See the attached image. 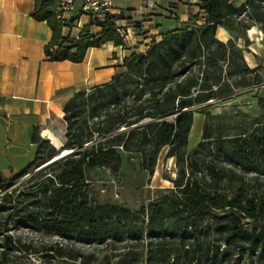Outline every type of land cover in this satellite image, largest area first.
<instances>
[{
  "label": "trees",
  "instance_id": "16d2710c",
  "mask_svg": "<svg viewBox=\"0 0 264 264\" xmlns=\"http://www.w3.org/2000/svg\"><path fill=\"white\" fill-rule=\"evenodd\" d=\"M54 3L34 0L32 12L50 28L48 59L81 62L91 47L123 44L112 14L98 36L88 26L77 38L62 36ZM199 8L203 24L192 16L125 58L109 81L75 91L62 107L59 148L34 129L32 160L7 177L0 171V264L31 254H38V264H96L98 255L73 242L118 250L103 255L109 264L114 258L123 264H264V187L250 184L242 172L264 176V123L228 137L213 136L205 124L201 140L187 150L192 107L264 83V66H248L235 41L251 25L264 36V0H202ZM218 26L231 37L219 40ZM171 113L173 120L163 119ZM163 148L175 159L176 176L152 201L133 210L93 199L88 170L115 173L123 152L153 175ZM62 151L70 153L35 171ZM20 230L55 240L36 247L12 232Z\"/></svg>",
  "mask_w": 264,
  "mask_h": 264
},
{
  "label": "crops",
  "instance_id": "0c3cea01",
  "mask_svg": "<svg viewBox=\"0 0 264 264\" xmlns=\"http://www.w3.org/2000/svg\"><path fill=\"white\" fill-rule=\"evenodd\" d=\"M147 1L112 0L110 14L118 16L115 22L127 32L123 44L106 41L89 48L81 62H72L52 61L45 55L51 31L45 21L32 16L34 0H0V171L5 177L32 160L34 129L50 143L56 137L61 144L65 130L62 107L75 91L109 81L123 70L125 58L144 52L151 41L161 40L163 33L186 26L192 16L198 15L196 24L204 23L199 8L202 0H150L151 6ZM232 1L239 5L243 0ZM65 17L69 20L67 26H62V36L68 38H77L84 26L89 27L91 35L98 36L105 19L98 16L93 22L76 12L66 13ZM253 31L264 38L258 25H251L237 39H245L244 46L259 57L249 47L253 45ZM216 37L226 41L231 35L218 26ZM253 53H243L250 67L257 65ZM260 60L264 66V55Z\"/></svg>",
  "mask_w": 264,
  "mask_h": 264
},
{
  "label": "rangeland",
  "instance_id": "374dc122",
  "mask_svg": "<svg viewBox=\"0 0 264 264\" xmlns=\"http://www.w3.org/2000/svg\"><path fill=\"white\" fill-rule=\"evenodd\" d=\"M126 32V31H125ZM249 38V37H248ZM253 45H249L259 57L244 46L243 38L235 41L240 44L242 52L254 54L253 60L257 62L256 67H261V56L264 55V38L260 37L256 31L250 35ZM250 65L251 63L248 62ZM260 72V69H259ZM194 110V122L190 134L188 136V152L192 151L195 144L201 140L202 128L205 124L212 127L213 136H233L243 132H248L256 126L264 123V83L250 87H238L228 95L221 98L213 99L208 102L196 105L191 108ZM174 113L163 117L167 121L173 120ZM145 122V121H144ZM143 122V123H144ZM62 129V128H61ZM64 129V128H63ZM64 136H61V144ZM50 143V141H49ZM52 143V142H51ZM53 146L59 148L61 146L58 138H53ZM166 148H163L158 156L153 175H148L139 167V160L135 155L121 152V163L118 170L114 173L108 168H95L88 170L87 178L91 182V195L94 200L100 202L118 203L138 210L141 206L152 201L156 194L163 188L171 187V179L176 176V167L174 158L165 157ZM223 164L231 166L236 170L242 171L236 165L220 160ZM49 165V164H48ZM48 165L42 167L46 168ZM250 184L264 187V176L254 172L242 171ZM28 175L23 176L18 181L11 184L8 189L17 185ZM5 189H0V196ZM247 225V224H246ZM248 227V226H247ZM13 234L21 236L22 240L31 242L34 246H39L42 242L53 241L55 237L47 238L34 234L25 230L12 231ZM75 249H79L83 253L94 252L99 256L96 264H109L102 257L106 253L118 252L113 249H102L101 246L95 244H82L79 242L71 243ZM38 254H31L28 259H20L13 264H38ZM12 264V263H10ZM110 264H123L117 262L114 258Z\"/></svg>",
  "mask_w": 264,
  "mask_h": 264
},
{
  "label": "built area",
  "instance_id": "2783aa9c",
  "mask_svg": "<svg viewBox=\"0 0 264 264\" xmlns=\"http://www.w3.org/2000/svg\"><path fill=\"white\" fill-rule=\"evenodd\" d=\"M146 4L151 6L153 2L148 0ZM111 9L112 0H55L53 6L55 16L61 22L62 26H67V21L69 20L65 17L66 13L76 12L79 15L88 17L94 22L98 21V16L106 17L107 14H110ZM114 24L120 36L123 39L126 38L127 32L121 30V27L115 21Z\"/></svg>",
  "mask_w": 264,
  "mask_h": 264
},
{
  "label": "water",
  "instance_id": "95a60500",
  "mask_svg": "<svg viewBox=\"0 0 264 264\" xmlns=\"http://www.w3.org/2000/svg\"><path fill=\"white\" fill-rule=\"evenodd\" d=\"M68 153H70V152L68 151V152H66V153H64V154H62V152H61V154H59L58 156H56L55 158H53V159L50 160L49 162L43 164V165L40 166L39 168L35 169V171H37V170L41 169L42 167H44V166H46V165H48V164L54 162V161L57 160L58 158H61V157H63L64 155H66V154H68ZM24 177H25V176H24Z\"/></svg>",
  "mask_w": 264,
  "mask_h": 264
},
{
  "label": "bare ground",
  "instance_id": "6f19581e",
  "mask_svg": "<svg viewBox=\"0 0 264 264\" xmlns=\"http://www.w3.org/2000/svg\"><path fill=\"white\" fill-rule=\"evenodd\" d=\"M66 152H68V151H62V154L66 153Z\"/></svg>",
  "mask_w": 264,
  "mask_h": 264
}]
</instances>
